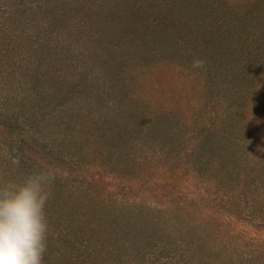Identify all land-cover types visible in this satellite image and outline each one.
Here are the masks:
<instances>
[{
  "label": "rangeland",
  "instance_id": "1",
  "mask_svg": "<svg viewBox=\"0 0 264 264\" xmlns=\"http://www.w3.org/2000/svg\"><path fill=\"white\" fill-rule=\"evenodd\" d=\"M42 1H48V5L46 9L33 16L36 27L35 31L30 32L42 31L46 26L43 18L49 15H52L50 18L53 21L58 20L54 28L68 26L64 31L65 39L58 43L61 52L55 59H61L65 49L70 52L76 50L74 64L80 65L82 57L89 61L91 58L92 61H99L110 67V72L116 73L120 64L128 67L135 62L133 59L141 55L142 58L136 61L147 60L151 64V75L160 84L155 101L172 107L171 109L176 107L178 113L186 119L191 118V115L201 107L206 92L200 80L191 72L193 62L189 64L191 69L188 72L186 67L175 60L177 52L174 49L185 48L184 36L193 34L199 44L204 43L207 47L206 53H197L193 60L203 62L204 66L200 68L205 70V80L214 86L211 93L206 92L209 99L218 96L219 93L230 97L228 103L237 101L234 104L238 106V109H230V112L226 110L225 116L232 117V124L235 125L234 135L239 142L234 144L230 141L226 149L222 141L216 143L211 139L200 150L203 149L204 153L207 149L206 154L216 157L215 162L221 159L230 180L237 179L244 172V165L247 163L242 159V152L252 144L259 147V153L253 159L256 162L260 161L259 167H263L264 160L261 158H264V0H168L167 9L161 16L171 19L172 22L161 27L135 21L130 17L129 0ZM86 1L90 2L84 3ZM0 5H4L2 7L4 10L13 7L10 10L11 15L8 11L2 17L0 23L5 22L6 27L0 29V32L5 29L15 35L18 30L20 32L28 30L25 22H18L19 18L24 17L22 12L16 8L14 14V0H0ZM75 17L78 19L74 23ZM74 24H78L77 27ZM176 25L186 28L177 29ZM58 39L54 38L50 49H41V55L50 54ZM0 42V49L2 45H7L3 43V38ZM10 57H13L12 61L9 58L4 61L0 55V61L2 60L0 106H6L15 117L25 118L24 114L30 117L35 123L34 126H37L35 131H38L42 141L55 145L57 152H64V156L77 155L76 160L83 159L86 162L94 159V153H88V150L102 152L99 142L102 143L103 149L109 148V145L112 148L116 144L117 135L113 134L109 125L100 127L86 117L78 118L76 125L68 124L64 114L57 111L56 115V112L50 109L42 111L40 104L48 103L46 100L42 101L39 96H34L37 93L30 89L32 87L30 82L24 79L17 80L14 73L8 74L6 69L3 70L2 66H5L7 69L10 67V72H14V53L10 54ZM256 60L258 62L253 67H245ZM243 67L247 72L245 81H236L235 76L243 72ZM25 78L28 79L29 76ZM37 83L39 82L34 86ZM20 92H23L22 97L17 99V93ZM22 99L25 100L22 102ZM34 105L36 109L33 108ZM90 109L95 120L99 122L102 110L98 108L97 103L89 107ZM55 115L60 122L55 120ZM221 120L223 121V117ZM118 125L120 130L127 133H132L135 127L129 115H124ZM255 126L260 129V133L253 132L252 127ZM156 127L157 130L153 131L151 137L160 135L162 138V133H166L167 130H177L175 125L169 128L167 121L157 124ZM105 129H109L107 134L98 136L100 132L98 130L105 132ZM8 145L9 139L5 142L4 138H0V175L4 174L0 177L1 183L14 179V172L19 171L18 166L10 161L13 153ZM247 151L248 160L252 161L254 149ZM36 158L43 166L52 161L47 155L43 159ZM103 161L104 159L98 160V163L101 164ZM163 165L164 161L159 159L156 163L144 161L139 171L142 179L132 183L129 192L120 191V186H117V182L120 181L98 179L100 169L86 174L70 172L69 168L64 171L56 169L64 178H69V182L72 180L86 182L85 187H89L93 192L92 196L80 198V192L72 193L75 190L71 187L63 188L61 186L63 182L60 187L56 185L61 190L52 192L47 206L48 217L52 215L54 208L56 214L55 218L49 220L51 224L53 220L50 227L52 226L51 228L58 233L61 232L63 236L65 233L69 234L71 240H75L76 243L83 241L84 236L88 235L93 242L98 243V249H101L102 255L106 257H110L112 250H116L123 259H133L143 249L150 248L155 243L156 245L171 243L170 246L177 248L176 252H179L178 259H181L180 252H184L188 257V264H233L232 260H237L243 254L251 258L247 261L249 264H254L253 260L256 258L259 264H264V232H257L247 226L248 223L236 224L229 220V216L223 217V213L215 211L213 205L215 203L211 199L202 202L199 209L196 207L183 211L185 209L182 206L176 211L172 208L167 203V187L155 181L158 175H152V172H164ZM215 166L218 167L219 164ZM128 170L133 171L132 167ZM125 185L128 186V183ZM119 193L127 194L119 196ZM109 196H114L113 200L109 199ZM175 197L174 194L173 199ZM122 198L137 201L131 205L129 203L127 208L120 201ZM253 202L252 209L249 208L246 212L262 216L260 214L264 213V195L253 196ZM55 256L53 254V257ZM258 261L256 259V262Z\"/></svg>",
  "mask_w": 264,
  "mask_h": 264
},
{
  "label": "trees",
  "instance_id": "2",
  "mask_svg": "<svg viewBox=\"0 0 264 264\" xmlns=\"http://www.w3.org/2000/svg\"><path fill=\"white\" fill-rule=\"evenodd\" d=\"M167 1L129 0L130 17L134 18L135 21L154 24L156 27L166 26L172 22L171 19L161 16V13L167 9ZM47 5L48 1L43 2L42 0H14V14L16 8L22 12L24 17L19 18L18 22H25L28 30L21 32L18 30L15 35L10 34L5 29L0 32V40L3 38V43H7V45H2L0 49L3 60L9 58L12 61L11 58L13 57H10V54L14 53V72H10V67L7 69L5 66H2L3 70L6 69L8 74L14 73V78L16 76L17 80L24 79L30 82L32 86L30 89L37 93L34 96H39L42 101L46 100L48 103L45 105L40 102L42 111L50 109L56 112V115L58 111L67 117L68 124L76 125L78 118L86 117L100 127L109 125L113 134L117 135V142L112 148L108 144L109 148L104 149L102 143L99 142L102 152L88 150V153H94V159L91 162H86L83 159L76 160L77 155L67 154L64 156V152H57L55 145L53 146L45 140L42 141L38 131H35L37 126H34L35 123L30 117L25 114V118L23 116L15 117L3 105L0 106V138H4L5 142L9 139L8 148L13 153L10 161L14 162V165L18 166L19 169V171L14 172V177H12L15 180H21L29 172L51 169L56 176L52 185V192L61 190L59 187L63 182L61 185L63 188L71 187L72 190H75L72 193L80 192L81 198L92 196L93 190L85 187L87 186L86 182L81 183L80 180L69 182V178H64V175L56 169L64 171L69 168L70 172H81L82 174L100 169L101 174H99L98 179L120 181L117 182V186L121 188L120 191L129 192L133 186L131 184L137 179H142L139 171L143 162L156 163L159 159L164 161L165 171L152 172V175H158L155 181L167 187V203L176 211L182 206L185 209L183 211H189L196 207L199 209L202 202L209 198L216 204V206L213 204L215 211L223 213V217L229 216V220L236 224L248 223L246 225L257 232H264V213L260 214L262 215L260 217L255 213H247L249 208L252 209L253 207V196L264 195L262 194L264 193V165L259 167L260 161L256 162L253 159L259 153V147L255 144L247 147V150L254 149L255 154L251 157L252 161L248 160L249 151L246 148L242 152V159L247 164L244 165V172L235 180H230V177L225 173L221 159L215 162L216 157L208 156L206 154L207 149L204 150V153L203 149L200 150L211 139H214L216 143L222 141L226 149L230 141L234 144L239 142V139L234 135L235 125L232 124V117L225 116L226 110L230 112V109H238V106L234 104L237 101L228 103L230 97L219 93L218 96L209 99L210 97L206 92L211 93L214 86L205 80L203 68L197 70L193 67L192 74L200 80L206 92L201 107L195 114L191 115V118L186 119L178 113L176 107L171 109L172 107L161 105L155 101L160 84L151 75V64L147 60L136 61L138 58H142L141 55L135 60L133 59L135 62L128 67L120 64L119 71L117 70L116 73L110 72V67L101 64L99 61H92L91 58L89 61L82 57L80 65L74 64L76 50L70 52L65 49V52L62 53L63 57L55 59L56 55L58 56L61 52L58 43L65 39L64 31L67 30L68 26L63 25L61 29L54 28V24L58 20L53 21L50 18L52 15H49L43 18L46 26L42 31L39 33L30 32L35 31L36 27V20L33 16L46 9ZM2 7L4 5H0V21L8 11L11 15L10 10L13 8L4 10ZM77 19L75 17L73 22L75 23ZM0 25L2 26L0 29L6 27L5 22L0 23ZM77 25L74 24L75 27ZM180 26L176 25L177 29L186 28ZM55 37L59 39L51 53L41 55V49L48 50L52 47ZM184 40L185 48L174 49L177 52L175 60L177 59L176 61L186 67L189 72L191 69L189 64L194 61V55L199 52L206 53L207 47L204 43L199 44L193 34L184 36ZM257 62V60L250 62L245 67H253ZM245 67L242 68L241 74L235 76L236 81H245L247 73ZM28 76V79L25 78ZM40 76L41 78H39ZM36 82L39 83L34 86ZM22 93H17V99L22 97ZM24 100L22 99V102ZM96 103L98 108L102 110L99 122L95 120L93 111L89 110V107L96 105ZM102 104L103 106H101ZM33 108L36 109V106L34 105ZM56 115L55 120L60 122ZM124 115L131 116L133 123H135L132 133L120 130L118 122H122ZM222 117L223 121L221 120ZM164 121L169 123V128H173L175 125L177 130H167L166 133H162V138L160 135L159 137H151L153 131L157 130V124H163ZM252 128L254 133H260L258 127ZM108 130L105 129V132L98 130L100 131L98 136L107 134ZM46 155L52 161L43 166L36 157L43 159ZM102 159H104L103 163H98V160ZM261 160L263 161L264 158ZM217 164H219L218 167L215 166ZM131 167L133 171L128 170V168L131 170ZM1 176L4 174L2 173ZM124 180L128 186L125 185ZM77 182L78 184H76ZM126 194L119 193V196ZM174 194L176 195L175 199H173ZM113 198L114 196H109V199L113 200ZM120 201L124 206H127L129 203V205L136 203L137 200L122 198ZM54 209L52 215L48 217L49 220L55 218ZM78 220L82 221L81 219ZM51 227L44 264H188L189 261L184 252H180L181 259H178L177 254L179 255V252H176L177 248L170 246L171 243H159L157 245L155 243L152 247L143 249L141 254L138 253L133 259H123L120 254L116 253V250H112L111 256L106 257L102 255V250L98 249V243L93 242L88 235L84 236L83 241L76 243L75 240H71L69 234L66 235L64 232L63 236L61 232L58 233ZM53 254L56 256L53 257ZM249 259L251 258L248 255L243 254L237 260H232V263L249 264L247 262ZM256 259L258 261V258ZM256 259L253 260L254 264H259Z\"/></svg>",
  "mask_w": 264,
  "mask_h": 264
},
{
  "label": "clouds",
  "instance_id": "3",
  "mask_svg": "<svg viewBox=\"0 0 264 264\" xmlns=\"http://www.w3.org/2000/svg\"><path fill=\"white\" fill-rule=\"evenodd\" d=\"M203 62L193 61L194 68ZM56 176L39 169L0 183V264H44L50 223L47 206Z\"/></svg>",
  "mask_w": 264,
  "mask_h": 264
}]
</instances>
